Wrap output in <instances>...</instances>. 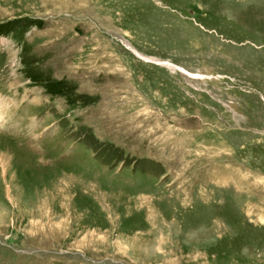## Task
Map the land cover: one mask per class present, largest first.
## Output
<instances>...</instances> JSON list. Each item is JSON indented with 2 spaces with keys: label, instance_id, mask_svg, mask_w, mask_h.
<instances>
[{
  "label": "rangeland",
  "instance_id": "obj_1",
  "mask_svg": "<svg viewBox=\"0 0 264 264\" xmlns=\"http://www.w3.org/2000/svg\"><path fill=\"white\" fill-rule=\"evenodd\" d=\"M0 264H264V0H0Z\"/></svg>",
  "mask_w": 264,
  "mask_h": 264
}]
</instances>
